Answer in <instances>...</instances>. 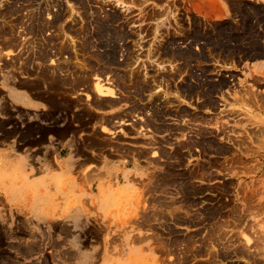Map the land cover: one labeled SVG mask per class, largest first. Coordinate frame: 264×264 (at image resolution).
I'll use <instances>...</instances> for the list:
<instances>
[{
    "label": "rangeland",
    "instance_id": "1",
    "mask_svg": "<svg viewBox=\"0 0 264 264\" xmlns=\"http://www.w3.org/2000/svg\"><path fill=\"white\" fill-rule=\"evenodd\" d=\"M196 1L0 0V73L52 98L43 135L74 128L83 147L138 166L126 189L99 182L100 209L74 192L44 198L40 218L28 192L14 203L0 192V264H264V73L242 66L264 59V4L218 0L221 18ZM93 74L118 90L117 113L97 110L109 97ZM9 112L0 132L8 121L22 139L39 129ZM78 207L88 218L63 219Z\"/></svg>",
    "mask_w": 264,
    "mask_h": 264
},
{
    "label": "crops",
    "instance_id": "2",
    "mask_svg": "<svg viewBox=\"0 0 264 264\" xmlns=\"http://www.w3.org/2000/svg\"><path fill=\"white\" fill-rule=\"evenodd\" d=\"M257 1L264 4V0ZM195 3L198 4L194 6L195 10L207 6L208 14H217L215 9H218L221 12V18L229 17V14L221 7L218 0H206L203 3L199 0ZM242 66L243 68L248 67L249 69L259 70L260 74L264 73V59H255L250 62L249 66ZM11 79L10 74L0 73V81L6 80L10 84ZM14 79L17 90L12 92H15V94L4 87L3 83H0V87L4 90V94L0 95L2 120L12 118L9 110H23L28 115L29 122H34L39 129L34 128L28 139H22L19 136L27 129L13 132L15 126L11 124V121H8L5 125V131L0 132V134L7 137L6 139L0 138V157L9 164V167H16L13 171L10 170L11 174L7 175L1 171L0 166L1 194L14 203L18 196L28 192L29 194H27L32 198L31 209L35 216L41 218L44 210L43 199H50L49 196H52L58 202L68 200L69 203L72 193L75 192V197L78 200H87L89 204L91 200L96 199L97 206L100 209L103 208L101 203H104L105 198H108L107 189H98L99 182L102 179L110 177L117 179L119 182L118 189H126L132 185L130 180L123 178V175L129 176L131 172L137 171L138 166L132 159L126 160L122 153L111 152L105 154L83 147L81 144L83 133L74 130V128L63 132L53 131L51 127H48V132L44 136L41 126H43L44 119L48 118L49 112L54 108L52 98L38 90L35 84L32 83V78L18 76ZM100 105L97 109L100 112L117 113L120 101L117 98H109L108 103H100ZM56 114H58V111ZM19 119L21 120V117ZM50 120L52 121V119ZM26 123L27 121L19 123L20 129ZM18 179L21 180L20 184H16ZM47 185H50L52 195L47 193ZM6 187L11 190L10 195L3 192ZM62 215L64 216L63 213ZM88 216L89 214L82 210V207H78L76 210L68 212L63 219L74 225L82 219L85 220ZM124 220L122 219V221ZM135 220L133 219L139 225L138 221Z\"/></svg>",
    "mask_w": 264,
    "mask_h": 264
},
{
    "label": "bare ground",
    "instance_id": "3",
    "mask_svg": "<svg viewBox=\"0 0 264 264\" xmlns=\"http://www.w3.org/2000/svg\"><path fill=\"white\" fill-rule=\"evenodd\" d=\"M49 5V4H48ZM45 6V5H44ZM43 6V7H44ZM90 7V6H89ZM31 8V7H30ZM47 8V7H46ZM62 8V7H61ZM60 8V9H61ZM48 10V9H47ZM38 11V10H37ZM50 11V10H49ZM170 11V10H169ZM47 12V11H46ZM171 12V11H170ZM169 12V13H170ZM58 13H59V11H58ZM168 13V14H169ZM102 14V13H101ZM168 14H166V16L165 17H167V15ZM105 15H106V13H105ZM170 15V14H169ZM168 15V16H169ZM34 16V15H33ZM37 16V15H36ZM40 16V15H39ZM11 17V16H10ZM43 17V16H42ZM27 20V19H26ZM71 20V19H70ZM168 20V19H167ZM164 21H165V19H164ZM169 21V20H168ZM117 22L118 21H116V24H117ZM48 23V22H47ZM164 23H166V22H164ZM31 24V23H30ZM23 25V24H22ZM118 25V24H117ZM164 25V24H163ZM162 25H160L159 27H161ZM61 28V27H60ZM59 28V29H60ZM167 28V27H166ZM67 29V28H66ZM75 29V28H74ZM168 29V28H167ZM82 30V29H81ZM37 31V30H36ZM14 33V32H13ZM57 33V32H56ZM47 34V33H46ZM125 34V33H124ZM18 35V34H17ZM75 35V34H74ZM164 36V35H163ZM5 37V36H4ZM12 37V36H11ZM6 38V37H5ZM15 39V38H14ZM94 39V38H93ZM15 41H16V39H15ZM82 41V40H81ZM3 42V41H2ZM17 42V41H16ZM42 42V41H41ZM161 42V41H160ZM51 44H52V42H51ZM27 45V44H26ZM63 45V44H62ZM66 45V44H65ZM91 45V44H90ZM38 46V45H37ZM42 46V45H41ZM11 47V46H10ZM63 47V46H62ZM49 48V47H48ZM31 49V48H30ZM51 53H53V52H51ZM56 56V55H55ZM68 56V55H67ZM66 56V57H67ZM54 57V56H53ZM132 58V57H131ZM133 59V58H132ZM65 60V59H64ZM55 62V61H54ZM34 63V62H33ZM53 63V62H52ZM131 63V62H130ZM49 64V63H48ZM51 64V63H50ZM127 64V63H126ZM44 65V64H43ZM128 65V64H127ZM87 66V65H86ZM122 66V65H121ZM1 67V66H0ZM39 67V66H38ZM5 68V67H4ZM77 68V67H76ZM81 68V67H80ZM90 68V67H89ZM96 68V67H95ZM2 69V68H1ZM65 69V68H64ZM74 69V68H73ZM79 69V68H78ZM51 70V69H50ZM59 70H61V69H59ZM63 70V69H62ZM66 70V69H65ZM64 70V71H65ZM97 70V69H96ZM115 70V69H114ZM55 71V70H54ZM68 71V70H67ZM66 71V72H67ZM69 71H70V69H69ZM68 71V72H69ZM133 71V70H132ZM72 72V71H71ZM96 72V71H95ZM120 72V71H119ZM54 73V72H53ZM52 73V74H53ZM63 73V72H62ZM123 73V72H122ZM68 74V73H67ZM79 74V73H78ZM97 74L98 73H96V76H97ZM71 75V74H70ZM95 74H93V76H94ZM122 75V74H121ZM96 76H94V81H92L93 83H92V90H93V92L98 96L99 95V97L101 96V97H104V96H102L101 95V93H106L107 94V96L106 97H109V98H121V96H119V93H118V90L117 91H115V89L114 88H112V87H109V86H106L105 85V83H103V81H104V79H102L100 76L99 77H97L96 78ZM123 76V75H122ZM126 76V75H125ZM40 77V76H39ZM73 77V76H72ZM71 77V78H72ZM130 77V76H129ZM133 77V76H132ZM93 78V77H92ZM119 78H122V77H119ZM30 79V78H29ZM39 79H41L42 80V78H39ZM87 79V78H86ZM90 79V78H89ZM116 79V78H115ZM131 79V78H130ZM125 80V79H124ZM123 80V81H124ZM135 80V79H134ZM74 81H75V79H74ZM121 81V80H120ZM122 81V82H123ZM127 81H129V80H127ZM119 82V81H118ZM74 83V82H73ZM129 83V82H128ZM134 83V82H133ZM11 86H12V88L10 89L11 90V92L13 91V90H17V88H16V82H15V79L14 80H12L11 81ZM43 84V83H42ZM127 84V83H126ZM130 84V83H129ZM124 85V84H123ZM89 86V85H88ZM114 86V85H113ZM136 86V85H135ZM22 88V87H21ZM24 88V87H23ZM26 88V87H25ZM116 88V87H115ZM120 88V87H119ZM219 88V87H218ZM53 90V89H52ZM67 90V89H66ZM68 91V90H67ZM164 91H165V89H164ZM70 92V91H69ZM128 92V91H127ZM145 92V91H144ZM249 92V91H248ZM247 92V93H248ZM13 94H15L14 92H12ZM67 93V92H66ZM90 94V93H89ZM118 94V95H117ZM259 94V93H258ZM251 95H252V93H251ZM250 95V96H251ZM89 96V95H88ZM256 96V95H255ZM140 97V96H139ZM93 98V97H92ZM257 98V97H256ZM169 99V98H168ZM118 100V99H117ZM255 100V99H254ZM256 102H259V101H256ZM99 103V102H98ZM108 103V102H107ZM133 103V102H132ZM172 103V102H171ZM73 104V103H72ZM106 104V103H105ZM257 104V103H256ZM255 104V105H256ZM259 104H261V103H259ZM75 105V104H74ZM89 105H92V104H89ZM110 105V104H109ZM262 105H264V104H262ZM93 106V105H92ZM111 106H112V104H111ZM111 106H109V107H111ZM260 106V105H259ZM100 107H101V105H100ZM206 107V106H205ZM94 108V107H93ZM96 108V107H95ZM264 108V107H263ZM188 109V108H187ZM249 109V108H248ZM158 110V109H157ZM245 110V109H244ZM250 110V109H249ZM65 111V110H64ZM185 111V110H184ZM248 111V110H247ZM251 111V110H250ZM71 112V111H70ZM116 112V111H115ZM114 113V112H113ZM106 115V114H105ZM59 116V115H58ZM73 116V115H72ZM102 116H103V114H102ZM104 117V116H103ZM257 117H258V115H257ZM101 118V117H100ZM152 118H154V117H152ZM156 118V117H155ZM181 118V117H180ZM262 118V117H261ZM86 119V118H85ZM103 119V118H102ZM65 120V119H64ZM66 120H67V118H66ZM94 120H97V119H94ZM214 120V119H213ZM100 121V120H99ZM159 122V121H158ZM62 124V123H61ZM102 124V123H101ZM112 124H114V123H112ZM63 125V124H62ZM93 125V124H92ZM112 126H114V125H112ZM157 127V126H156ZM189 127V126H188ZM219 127V126H218ZM198 128V127H197ZM185 129V128H184ZM180 130V129H179ZM189 130V129H188ZM221 130V129H220ZM225 131V130H224ZM136 132V131H135ZM264 132V131H263ZM104 133V132H103ZM127 133V132H126ZM258 133V132H257ZM73 134V133H72ZM194 134V133H193ZM197 135V134H196ZM17 136V135H16ZM199 136V135H198ZM259 136V135H258ZM109 138V137H108ZM78 139V138H77ZM88 139V138H87ZM151 139V138H150ZM165 139V138H164ZM74 141H76L75 139H74ZM240 141V140H239ZM79 142V141H78ZM76 144V143H75ZM78 144V143H77ZM238 144V143H237ZM243 145V144H242ZM250 145V144H249ZM95 147V146H94ZM107 147H109V146H106V148ZM248 147V146H247ZM90 148V147H89ZM105 148V147H104ZM246 148V147H245ZM249 149V148H248ZM77 150V149H76ZM88 150V149H87ZM91 150V149H90ZM93 150H94V148H93ZM166 150V149H165ZM99 151V150H98ZM247 151V150H246ZM126 154V153H125ZM175 156V155H174ZM155 157V156H154ZM161 157V156H160ZM92 158V157H91ZM96 158V157H95ZM98 159V158H97ZM156 160V159H155ZM241 161V160H240ZM208 168V167H207ZM231 170V169H230ZM213 171V170H212ZM201 172V171H200ZM153 173V172H152ZM207 173V172H206ZM209 173V172H208ZM202 174V173H201ZM155 176V175H154ZM191 180V179H190ZM151 181V180H150ZM174 183V182H173ZM156 185V184H155ZM182 185V184H181ZM162 186V185H161ZM163 189V188H162ZM182 189H183V187H182ZM185 189H186V187H185ZM193 191V190H192ZM158 193H160V192H158ZM184 193V192H183ZM191 193V192H190ZM164 194V193H163ZM181 194V193H180ZM163 199V198H162ZM182 203V202H181ZM163 204V203H162ZM179 204V203H178ZM177 205V204H176ZM174 207V206H173ZM169 208V207H168ZM172 208V207H171ZM155 210H156V208H155ZM168 210V209H167ZM180 211V210H179ZM173 215V214H172ZM203 215V214H202ZM200 216V215H199ZM157 217V216H156ZM160 219V218H159ZM148 221V220H147ZM219 223V222H218ZM234 228V227H233ZM222 231V230H221ZM220 231V232H221ZM213 237V236H212ZM155 239V238H154ZM220 240V239H219ZM178 241V240H177ZM181 241V240H180ZM208 242V241H207ZM229 243V242H228ZM243 244V243H242ZM236 245V244H235ZM163 246V245H162ZM185 246V245H184ZM223 246V245H222ZM245 246V245H244ZM159 247V246H158ZM173 247V246H172ZM248 247V246H247ZM254 247V246H253ZM167 248V247H166ZM231 248V247H230ZM229 248V249H230ZM241 248V247H240ZM248 248H251V247H248ZM223 250V249H222ZM249 250V249H248ZM246 251V250H245ZM165 252V251H164ZM178 252V251H177ZM181 253V252H180ZM218 253V252H217ZM219 255V254H218ZM226 255V254H225ZM178 257H179V255H178ZM182 257V256H181ZM178 260V259H177ZM170 263V262H169Z\"/></svg>",
    "mask_w": 264,
    "mask_h": 264
},
{
    "label": "clouds",
    "instance_id": "4",
    "mask_svg": "<svg viewBox=\"0 0 264 264\" xmlns=\"http://www.w3.org/2000/svg\"><path fill=\"white\" fill-rule=\"evenodd\" d=\"M3 192H4L5 194H8V195L11 194V190H10L9 188H7V187L3 190ZM77 264H79V261H77Z\"/></svg>",
    "mask_w": 264,
    "mask_h": 264
}]
</instances>
